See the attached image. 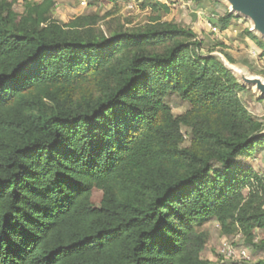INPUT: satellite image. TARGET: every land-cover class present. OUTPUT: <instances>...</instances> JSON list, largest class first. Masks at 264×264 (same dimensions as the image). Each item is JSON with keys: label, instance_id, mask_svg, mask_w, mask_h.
Wrapping results in <instances>:
<instances>
[{"label": "trees", "instance_id": "1", "mask_svg": "<svg viewBox=\"0 0 264 264\" xmlns=\"http://www.w3.org/2000/svg\"><path fill=\"white\" fill-rule=\"evenodd\" d=\"M54 5L0 0V264H217L201 256L211 219L264 264L246 89L165 3L108 34L98 12L59 22Z\"/></svg>", "mask_w": 264, "mask_h": 264}, {"label": "rangeland", "instance_id": "2", "mask_svg": "<svg viewBox=\"0 0 264 264\" xmlns=\"http://www.w3.org/2000/svg\"><path fill=\"white\" fill-rule=\"evenodd\" d=\"M170 6V12L163 19L175 22L190 28L197 40L202 42L199 51L205 55L214 53L231 69L240 84H246L244 78L259 77L264 79V59L259 58L260 50L252 40L243 35L248 30L249 21L242 17H234L231 26L213 34L209 24H216L219 16L229 11L226 0H158ZM144 0H55L52 16L59 22H68L71 19L85 14L99 13L102 18L98 27L105 34L119 25L137 27L148 22L150 13L141 6ZM19 4L16 11H21ZM218 26V25H217ZM226 55L233 61L228 60ZM240 93L243 104L250 115L264 124V97L254 88H246ZM186 105L173 106L174 113H181ZM264 132V130H263ZM249 164L264 178V147L258 150L251 158ZM100 192L94 190L92 202L98 204ZM200 230L208 231V242L202 252V258H208L217 264H254L258 257L241 234L225 235L220 232L216 220L211 219L200 226ZM259 229L255 235L258 236ZM230 250L228 255L227 250Z\"/></svg>", "mask_w": 264, "mask_h": 264}, {"label": "water", "instance_id": "3", "mask_svg": "<svg viewBox=\"0 0 264 264\" xmlns=\"http://www.w3.org/2000/svg\"><path fill=\"white\" fill-rule=\"evenodd\" d=\"M229 7V13L234 17H242L249 21L248 31L264 42V0H226ZM217 57L224 67L233 72L224 64L219 56L209 53ZM234 76V74H233ZM235 77V76H234ZM236 79V78H235ZM246 84H240L242 87L254 88L261 97H264V79L259 77L244 78ZM237 80V79H236Z\"/></svg>", "mask_w": 264, "mask_h": 264}, {"label": "built area", "instance_id": "4", "mask_svg": "<svg viewBox=\"0 0 264 264\" xmlns=\"http://www.w3.org/2000/svg\"><path fill=\"white\" fill-rule=\"evenodd\" d=\"M13 1H16L18 3H25V2H30V1H33V2H39L41 0H13ZM209 28H210V31L213 33V34H219V27L216 25V24H209ZM227 253L228 255L230 254V250L228 249L227 250Z\"/></svg>", "mask_w": 264, "mask_h": 264}, {"label": "crops", "instance_id": "5", "mask_svg": "<svg viewBox=\"0 0 264 264\" xmlns=\"http://www.w3.org/2000/svg\"><path fill=\"white\" fill-rule=\"evenodd\" d=\"M230 26H231V25H229V27H230ZM229 27H228V28H229ZM228 28H227V29H228Z\"/></svg>", "mask_w": 264, "mask_h": 264}]
</instances>
